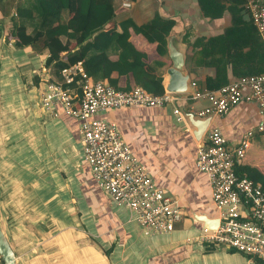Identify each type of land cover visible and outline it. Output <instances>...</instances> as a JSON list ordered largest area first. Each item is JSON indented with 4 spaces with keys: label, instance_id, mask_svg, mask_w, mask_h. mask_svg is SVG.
<instances>
[{
    "label": "crops",
    "instance_id": "crops-1",
    "mask_svg": "<svg viewBox=\"0 0 264 264\" xmlns=\"http://www.w3.org/2000/svg\"><path fill=\"white\" fill-rule=\"evenodd\" d=\"M204 1L207 15L199 0H115L116 17L107 29L114 32L125 18L139 24L156 13L174 18L178 28H186L187 67L197 75L198 90L227 56L233 59L228 67L231 80L237 78L234 68L264 67L262 39L245 0ZM80 4L81 0H72V17ZM5 27L9 29L8 20ZM226 35L232 41L229 45L223 39ZM131 40L147 53V71L163 76L172 65L169 53L160 55L156 43L141 34L132 32ZM233 46L238 49L232 54ZM47 57L46 51L20 48L13 41L3 42L0 50V214L20 262L258 264L254 259L259 258L221 244L207 250L212 244L202 237L205 229L218 228L220 214L207 174L196 165L198 146L208 142L213 127L221 129L232 148L252 131L246 156L238 164L264 174V131L259 130L264 117L258 103L240 101L225 115H214L199 139L174 109L198 111L209 105L204 97L175 93L180 99L174 104L124 106L96 114L118 124L133 155L183 212L172 232L146 235L131 211L116 205L96 182L84 160L81 120L64 113L61 104H54L53 112L42 107L41 87L56 79ZM135 85L132 77L119 78L122 89Z\"/></svg>",
    "mask_w": 264,
    "mask_h": 264
},
{
    "label": "built area",
    "instance_id": "built-area-1",
    "mask_svg": "<svg viewBox=\"0 0 264 264\" xmlns=\"http://www.w3.org/2000/svg\"><path fill=\"white\" fill-rule=\"evenodd\" d=\"M245 7L264 42V0H245ZM186 95L208 99V106L195 111L199 115H225L240 101H253L264 117V72L237 77L216 90ZM179 99L178 94H154L138 85L119 90L107 81L90 77L82 62L62 69L60 79L45 82L40 90L44 110L53 112V105L58 103L64 113L81 120L84 160L96 182L116 205L131 211L146 235L172 232L183 212L156 185L147 166L133 155L118 124L96 114L124 106H164ZM174 111L182 119V111L177 107ZM259 130L264 131V122ZM252 135L247 131L239 145L232 148L221 129L213 127L208 142L198 146L196 165L207 174L220 214L218 228L205 229L202 239L264 260V190L260 183L236 170L238 160L246 156Z\"/></svg>",
    "mask_w": 264,
    "mask_h": 264
},
{
    "label": "trees",
    "instance_id": "trees-1",
    "mask_svg": "<svg viewBox=\"0 0 264 264\" xmlns=\"http://www.w3.org/2000/svg\"><path fill=\"white\" fill-rule=\"evenodd\" d=\"M199 1L204 14H209L205 1ZM71 11L72 0H0L1 26L4 28L7 20L10 26L9 30L4 29L5 41H13L20 48L31 46L38 51H46L47 65L53 68L57 79L61 78L62 69L82 62L90 77L107 81L119 90H130L133 87L122 89L119 86V78L127 76L132 77L136 85L149 92H165L162 72L159 71L156 76L147 71L148 55L136 47L131 35L132 32L143 35L147 41L156 43V50L160 55L166 56V37L176 25L174 18L156 13L141 24L132 18H125L118 22L117 30L109 33L107 25L114 22L116 17L115 0H81L77 15L72 17ZM223 39L228 45L232 43L227 35ZM237 49V46H233L232 54ZM262 50L264 51L263 41ZM114 55L115 59L112 58ZM202 55L204 56V50ZM192 60L194 63L198 62L197 53L192 55ZM232 61L227 56L225 64H217L215 75L208 76L199 91L216 90L229 84L232 80L228 67ZM263 71L264 67L255 71L234 68L233 74L240 77ZM74 85L79 88V83ZM237 173L249 176L260 183L264 190V174L257 168L238 164ZM206 248L211 250L215 246L212 244ZM254 260L258 264H264L263 260ZM0 261L5 264L1 257Z\"/></svg>",
    "mask_w": 264,
    "mask_h": 264
},
{
    "label": "water",
    "instance_id": "water-1",
    "mask_svg": "<svg viewBox=\"0 0 264 264\" xmlns=\"http://www.w3.org/2000/svg\"><path fill=\"white\" fill-rule=\"evenodd\" d=\"M186 28L172 27L167 35V49L172 59V65L167 68L162 76V85L168 93L191 94L197 93L198 89L193 83L196 79V73L190 71L187 67V49L188 44L184 41ZM4 42V32L0 29V50ZM184 121L194 133L196 138H200L207 129L210 120L214 114L199 115L193 111H182ZM0 257L5 264H23L16 256L13 247L4 231L0 214Z\"/></svg>",
    "mask_w": 264,
    "mask_h": 264
},
{
    "label": "rangeland",
    "instance_id": "rangeland-1",
    "mask_svg": "<svg viewBox=\"0 0 264 264\" xmlns=\"http://www.w3.org/2000/svg\"><path fill=\"white\" fill-rule=\"evenodd\" d=\"M3 27H4V28H3V32H5L4 29H6V27H5V26H3ZM9 29H10V26H9ZM9 29H8V30H9ZM6 30H7V29H6Z\"/></svg>",
    "mask_w": 264,
    "mask_h": 264
},
{
    "label": "bare ground",
    "instance_id": "bare-ground-1",
    "mask_svg": "<svg viewBox=\"0 0 264 264\" xmlns=\"http://www.w3.org/2000/svg\"><path fill=\"white\" fill-rule=\"evenodd\" d=\"M4 42H5V34H4Z\"/></svg>",
    "mask_w": 264,
    "mask_h": 264
}]
</instances>
